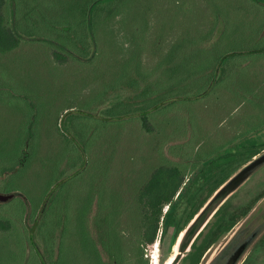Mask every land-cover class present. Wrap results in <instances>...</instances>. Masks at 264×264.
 <instances>
[{"label": "rangeland", "instance_id": "rangeland-1", "mask_svg": "<svg viewBox=\"0 0 264 264\" xmlns=\"http://www.w3.org/2000/svg\"><path fill=\"white\" fill-rule=\"evenodd\" d=\"M17 1L23 39L0 50V194H14L0 201V264H170L177 255V264H193L192 245L178 249L191 222L175 233L195 203L264 153V53L240 52L264 49V8L253 0H131L100 17L91 58L83 35L75 50L84 59L60 64L54 43L41 38L58 37L43 15L51 18L46 11L65 0ZM10 10L8 0L9 25ZM234 49L226 78L211 88L214 62ZM204 86L194 101L150 111L155 130L143 129L144 110L171 87L184 95ZM241 90L252 95L241 99ZM239 138L243 149L198 185L167 238L160 224L146 244L137 199L152 173L177 164L187 181ZM223 204L210 239L197 247L198 264H214L230 241L239 249L256 231L238 264H264V164Z\"/></svg>", "mask_w": 264, "mask_h": 264}, {"label": "trees", "instance_id": "trees-1", "mask_svg": "<svg viewBox=\"0 0 264 264\" xmlns=\"http://www.w3.org/2000/svg\"><path fill=\"white\" fill-rule=\"evenodd\" d=\"M11 1V10H10V25L8 24V18L6 16V7L8 0H0V50L9 51L14 50L20 46L22 34L25 29L20 30L17 26V20H19V5L17 0ZM131 0H86L83 5L79 3L73 4L70 0H65L62 5L54 4L53 7L49 8L46 12L51 14V18L46 14L43 15V18H49L45 20L46 26L51 25L52 31L56 32L58 37H51V39H46L49 42H53L55 49L52 51V56L56 62L60 64H65L70 61V58L84 59L81 52L76 51L79 40L83 35L89 36L91 40V47L93 52L89 53L90 58L95 52L96 46V37L95 31L97 28L98 21L104 12L110 13L114 11L115 8L121 10L128 4ZM255 3L259 4L260 7L264 8V0H253ZM33 18L36 22V28L40 27V20L34 18L32 15L28 16ZM29 22V20H27ZM48 22V23H47ZM221 27H218V33L224 30V22L220 24ZM54 32V33H55ZM72 37L77 38L72 39ZM84 39V38H83ZM85 41V40H84ZM252 47L246 51H240L242 53L249 54V56H254L259 51L264 53V49H259ZM82 47V46H81ZM89 47V46H88ZM237 49L231 50L230 52L222 53L218 56L214 62L213 71L209 76L208 82L213 81L211 88H218V85L224 81L227 66L226 63L229 59L236 57L237 53H240ZM85 54V53H83ZM190 90L184 95L179 94V92L174 91V87L170 88V92L166 95L158 98L149 109L144 110L141 115V123L143 129L148 133L154 132V126L150 122V113L154 110L162 111L168 109L169 107H174L176 101H194L199 96H202L210 87H197V93L194 92L193 87H189ZM242 92V90L240 91ZM251 93H240L241 99H247L248 96H251ZM151 111V112H150ZM193 126V124H192ZM257 127V123L253 124L250 130H254ZM195 128V127H194ZM189 145L192 143L190 140ZM242 144L241 139L232 144L224 145L222 148H217V151L213 155L208 156L202 160L201 167H198V170H193V175L189 177L186 181V176L184 170L177 164L172 166H160L158 167L149 178L148 182L140 189L139 197L137 199L138 204L141 208L142 220L146 229L143 233L144 242L148 245L155 243L157 238L158 231L160 229V224H162L161 232L162 237L161 241H164L171 227L177 220L179 213L185 212L190 208V204H193V198L195 193L200 190V183L208 181V175L214 174L217 172V167L219 164H223L226 159H229L230 155L236 153L243 148H240ZM230 148H233L230 150ZM264 149V148H263ZM262 149V150H263ZM262 150L253 152V156L259 154ZM247 162V161H246ZM218 165V166H217ZM212 178V176H210ZM227 180V179H226ZM225 180V181H226ZM224 181V182H225ZM222 182L220 186L224 183ZM219 186V187H220ZM219 187H215L213 190L209 191L205 195L203 200L200 203H195L192 211L189 214L188 221L183 228L178 229V232L175 233L177 236L181 231H183L187 225L193 220L198 211L204 206V204L209 200V198L216 192ZM168 205V210L164 214V207ZM223 204L217 212L212 216L207 225L196 237L194 243L191 246L192 254L188 255L191 258L193 264H198L201 253L198 252V246L200 244L206 243V240L211 235L209 234L213 223L215 222L216 216L221 212ZM108 220V219H107ZM107 223V221H106ZM210 236V237H209ZM214 238V237H213ZM212 238V239H213ZM211 239L210 244L213 243ZM209 248V247H207ZM187 260V257L186 259Z\"/></svg>", "mask_w": 264, "mask_h": 264}, {"label": "water", "instance_id": "water-1", "mask_svg": "<svg viewBox=\"0 0 264 264\" xmlns=\"http://www.w3.org/2000/svg\"><path fill=\"white\" fill-rule=\"evenodd\" d=\"M264 164V153L258 158L254 159L251 163L240 169L234 176H232L210 199L203 210L195 217L194 220L185 229L184 234L179 240L178 249L179 254L186 251L194 242L195 238L206 226L208 221L222 206V204L242 185L249 177ZM14 194L3 195L0 194V201L5 202L13 198ZM260 232L256 231L253 235L243 243L237 252L233 255L228 264H238L244 256L245 252L250 247L253 240ZM180 255H177L170 264H177Z\"/></svg>", "mask_w": 264, "mask_h": 264}, {"label": "flooded vegetation", "instance_id": "flooded-vegetation-1", "mask_svg": "<svg viewBox=\"0 0 264 264\" xmlns=\"http://www.w3.org/2000/svg\"><path fill=\"white\" fill-rule=\"evenodd\" d=\"M233 244H235V241H233V240L230 241V243L227 245V247H225V249H224L225 251H223L222 255H220V257H218V259L216 261H214L215 262L214 264H228L229 263V261L231 260L233 255L238 250V247L235 248V250H232Z\"/></svg>", "mask_w": 264, "mask_h": 264}]
</instances>
